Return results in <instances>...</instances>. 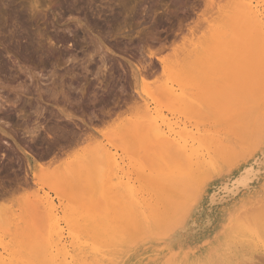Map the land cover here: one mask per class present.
<instances>
[{
	"label": "rangeland",
	"instance_id": "1",
	"mask_svg": "<svg viewBox=\"0 0 264 264\" xmlns=\"http://www.w3.org/2000/svg\"><path fill=\"white\" fill-rule=\"evenodd\" d=\"M245 1L257 7L259 20L250 27V31H257L264 26V0ZM235 3V0H0V264L56 263L50 257L40 256L38 250L35 253L31 250L28 258L22 257L26 245L23 238L35 242L53 234H61L65 239L85 238L113 232L121 224L124 237L129 236L134 229L133 204L128 198L130 188L132 192L135 190L140 198L138 203L143 206L155 200L169 206L170 211L180 207L172 220L167 221L171 225L166 222L169 226L162 225V231L156 230L162 229L160 225L154 228L155 234L144 228L149 235L141 234L148 241L138 247L142 250L141 256L133 264H182L184 261L208 264L206 261H210L211 255L223 249L229 252L231 263L213 260V264H264V131L263 139L259 138L262 142L256 138L259 143L252 138L254 133L260 135L261 129L256 130L261 132H244L252 135L254 148L258 143L256 149L249 146L248 150V141L243 142L247 136L243 137L242 133L236 159L232 156L230 162L229 158L230 163H225L220 174L201 181L199 186L200 180L194 174L164 153L153 131L149 129L147 135L146 129L150 126L147 123H143L147 128L139 126L154 118L163 132L172 128L195 138H198L197 131L208 132V137L216 142L222 135L223 140L233 135L231 119L236 114L242 118L238 125L247 118L250 107H245L260 101L264 84V67L255 62L259 41L256 44L253 41L250 46L228 48L239 51L238 61L247 62V57H252L254 68L251 64L247 71L237 70L233 57L232 69L226 72L230 75L214 74L211 70L203 75L201 70V64L206 65L209 58H219L227 49L215 50L221 48L216 44L246 24ZM255 34H251L253 40L258 39L259 35ZM243 38L241 42L245 41ZM151 49L162 57V63L155 56L150 59ZM180 83L186 87L182 100L163 95L162 88H177ZM200 91L208 93L207 96ZM201 94L208 101L212 97L215 100L206 107L207 103L200 104L204 98L197 100ZM213 101L215 106L210 108ZM254 108L264 112L262 101ZM146 110L151 111L152 117H147ZM251 114L254 112L248 118ZM259 122L257 125L264 130V124ZM240 145L244 147L241 149ZM27 153L41 165L29 162ZM141 155L145 160L140 159ZM167 156L172 166L168 167ZM106 157L114 158L112 161L118 166L112 168ZM247 167L254 174L247 176L253 179L246 178V182L247 173L242 170ZM234 180L237 183L232 185ZM242 180L247 183L246 188L240 186ZM119 187L124 194L116 197ZM180 187L197 193L193 192V198L188 192H184L188 196L183 193L182 196ZM96 195L100 196L95 199ZM47 197L56 208L53 214L45 202ZM171 198L174 202L169 201ZM122 202L124 208L120 209ZM247 229L252 234L251 240L240 242L236 236L232 237L239 231L249 232ZM154 243L158 247H153ZM162 251L165 255L157 258ZM200 260L203 262L199 263Z\"/></svg>",
	"mask_w": 264,
	"mask_h": 264
},
{
	"label": "bare ground",
	"instance_id": "2",
	"mask_svg": "<svg viewBox=\"0 0 264 264\" xmlns=\"http://www.w3.org/2000/svg\"><path fill=\"white\" fill-rule=\"evenodd\" d=\"M110 1V0H109ZM236 1V3H235V7L237 6V8H238V10H239V13L238 14H240V16L244 19H242V21L244 22L243 24H245L244 25V27L243 26H241V28L242 29H239V30H236V31H234L232 34H229V33H227L226 32V34H229V35H227V37H226V35H225V33H224V35H225V40L224 39H222L221 40V42H219L218 44H216V45H220L221 46V48L219 47V48H217L216 47V49L215 50H217V49H219V51H220V49L221 50H223L224 49V47H225V49L227 48H230V46H235V45H238V47L237 48H239V45L241 46V47H243V46H250V45H252V44H254V42L256 41V42H258L257 44H256V42H255V44L257 45V47H255V45H254V47H255V49L257 48V51H258V56H257V58H256V60H255V62H257V64H258V66H259V64H262V65H260V66H262V68L264 67V26L262 27V28H260L259 30H260V32H259V30H257L258 32H259V34H258V32L257 31H250V27L253 25V22L254 21H258L259 20V12H258V10H257V7L255 6L254 7V5H253V3L251 2V1H245V0H235ZM119 2V1H118ZM120 3V2H119ZM122 3V2H121ZM110 5V4H109ZM119 5V4H118ZM6 6H7V4H6ZM123 6V5H122ZM121 6V7H122ZM8 7V6H7ZM109 7V6H108ZM127 9V8H126ZM125 9V10H126ZM12 12V11H11ZM137 13V12H136ZM6 15H8V14H6ZM10 15V14H9ZM8 15V16H9ZM8 16H7V18H8ZM22 17L23 16H18V18H20V19H22ZM11 18V17H10ZM24 18V17H23ZM253 18V19H252ZM9 19V18H8ZM249 20V21H248ZM20 21V20H19ZM24 21V20H23ZM23 21H22V23H23ZM247 21V22H246ZM17 23V22H16ZM21 23V24H22ZM24 24V23H23ZM22 24V25H23ZM28 24V23H27ZM109 24V23H108ZM252 24V25H251ZM9 26V25H8ZM17 26V25H16ZM26 26V25H25ZM113 26H114V24H113ZM118 26V25H117ZM27 27V26H26ZM29 27V26H28ZM110 26H108V28H109ZM115 27V26H114ZM252 28V27H251ZM22 29V28H21ZM238 29V28H237ZM262 29V30H261ZM15 30V29H14ZM25 30H26V28H25ZM109 30H111V29H109ZM113 30V29H112ZM27 31V30H26ZM262 31V32H261ZM107 32V31H106ZM253 34H255V33H257L259 36L257 37L258 39H254L253 40V38H252V36H254V35H252L251 36V34L252 33ZM19 33V32H18ZM117 33V32H116ZM15 34V33H14ZM13 34V35H14ZM30 34V33H29ZM115 34V33H114ZM257 34H255V35H257ZM261 34V35H260ZM31 35V34H30ZM223 35V36H224ZM245 37V38H243V36ZM22 36V35H21ZM221 36V35H220ZM13 37V36H12ZM19 37H20V35H19ZM30 37V36H29ZM256 37V36H255ZM18 38V37H17ZM34 38V37H33ZM32 38V39H33ZM56 38V37H55ZM240 38H243V39H245V41L244 42H241V39ZM259 38L261 39V40H259ZM218 39V38H217ZM219 39H220V37H219ZM29 40V39H28ZM30 40H31V38H30ZM18 41V40H17ZM62 41H64L63 39H62ZM254 41V42H253ZM252 42V43H251ZM26 43V42H25ZM28 43V42H27ZM44 43V42H43ZM64 43V42H63ZM41 44V43H40ZM47 45V44H46ZM223 45H226V46H223ZM38 46H40V45H38ZM222 47H223V49H222ZM51 48V47H50ZM47 49V48H46ZM150 49V48H149ZM226 49V50H227ZM232 49V48H231ZM231 49H228V51H226V50H224L225 52L223 53V51H221V53H223V55L221 56V55H219L218 57L219 58H217V59H215V60H211L209 57V59L211 60H209L208 59V61L206 62V65L205 64H201L202 65V68H201V70L203 71V75H204V72L206 73V70H211V72H215L214 74H217L218 73V75H220L219 73H221V75H222V73H226L227 71L229 72V68L231 67V69H232V65L230 64L231 62V58H233V62H234V66H235V68H237V70H239L240 68V70L242 71V70H244V71H247V69L249 70V66L252 64L253 65V63L251 62V58H250V56H246L248 59H246V61L247 62H245V61H242L241 59H240V61H242V62H240V61H238L239 60V58H238V55H237V53L239 52H236V50L235 51H233V50H231ZM12 50V49H11ZM229 50H231V51H233V52H230ZM39 51V50H38ZM157 53V51H152V49H151V51L149 50L148 51V56L150 57V59H152L154 56H155V59H156V61L157 62H161L162 63V61H163V59H162V57H158V56H156V53ZM160 52V51H159ZM214 52H218V51H214ZM52 53V52H51ZM220 53V54H221ZM254 53H255V51H254ZM42 54V53H41ZM155 54V55H154ZM219 54V53H218ZM217 53H216V55H215V53H214V55L215 56H217L218 55ZM46 55V54H45ZM213 55V56H214ZM237 55V56H236ZM251 55V54H250ZM256 55V54H255ZM49 56V55H48ZM214 56V57H215ZM252 56V55H251ZM235 57H236V59L237 60H235L234 61V59H235ZM212 58V57H211ZM260 58V59H259ZM213 59V58H212ZM259 59V60H258ZM253 60H254V57H253ZM248 62H250V64L248 63ZM255 64V63H254ZM200 65V66H201ZM204 66V67H203ZM255 66H257V65H255ZM259 66V67H260ZM244 67V69H242ZM252 67V66H251ZM197 68H198V65H197ZM203 68L205 69V70H203ZM253 68H254V65H253ZM258 68V67H257ZM256 68V69H257ZM136 69V68H135ZM139 69V68H138ZM230 69V70H231ZM264 69V68H263ZM144 70V69H143ZM143 70H141V71H143ZM214 70V71H213ZM250 70H251V68H250ZM198 71H199V69H198ZM235 71V75H236V69L234 70ZM240 71V72H241ZM264 71V70H263ZM231 72H232V70H231ZM138 73H140V70L138 71ZM208 73H210L209 71H208ZM207 73V74H208ZM234 73V72H233ZM232 73V74H233ZM237 73H238V71H237ZM213 74V73H212ZM229 73H226V75H228ZM231 74V73H230ZM229 74V75H230ZM209 75V74H208ZM245 75V74H244ZM205 76H206V74H205ZM217 76V75H216ZM232 76V75H231ZM239 76L241 77V75L239 74ZM225 77V76H224ZM219 78V77H218ZM242 78V77H241ZM204 79V78H203ZM238 79V78H237ZM262 79L264 80V74L262 75ZM261 79V82H263V80ZM215 80H217V77H216V79ZM178 82H180L179 80H178ZM229 83V82H228ZM264 83V82H263ZM182 84H183V81H182ZM232 84V83H231ZM261 85H262V83H261ZM179 87V89H177ZM184 87L185 86H183V85H181V83L177 86V88H169V89H164V88H162L163 90H161V91H163V95L165 96V97H170V98H174V99H176V100H182L183 98H184V94L186 93V91L184 90ZM186 88V87H185ZM205 88V87H204ZM207 88V87H206ZM204 90V89H203ZM218 90V89H217ZM180 91V92H179ZM210 91V90H209ZM262 93H260L259 95L261 96V98H260V101H262V104H264V84H263V87H262ZM176 92H179V93H176ZM203 91H200V93H202ZM216 92V91H215ZM259 92V91H258ZM189 93V92H188ZM204 94H206V92H203ZM212 93V92H211ZM204 94L202 95H198V97H197V100H198V98L199 97H202V98H204V99H200L201 101H200V104L201 103H203V104H205V103H207V104H205V106L206 107H208L209 106V103L214 99L211 95H213L214 93H212L210 96L212 97V100L211 101H208V99L207 98H205V96H207V94L204 96ZM48 95V94H47ZM52 96H54L53 94H51ZM197 96V95H196ZM215 96V95H214ZM49 97V96H48ZM210 97V98H211ZM171 101H173L172 99H170ZM170 100H169V102L168 103H171L170 102ZM215 100V99H214ZM256 100V99H255ZM203 101V102H202ZM257 102H256V104H254V105H252V104H250V106H248V104L251 102V100H250V102L249 103H247V106L248 107H245V108H249V113H253L254 112V114L253 115H255V117H253V115L251 114V116L248 118V110H247V118L249 119V123H248V119L245 117V118H243V119H247V121H245V120H243L242 122H241V120H242V118H240L239 116L240 115H238L237 116V114L235 115V117H234V119L236 120V124L234 123V119H231V122H233L232 124V136H230V137H228V138H226L225 140H223V138H225L223 135H222V139H218L216 142H213V139L211 138V137H208V135H209V133L208 132H203V133H201L200 131H197V133H199L198 134V138L196 139L195 137H193V136H187V135H184V134H182V133H178L177 131H175L174 129H172V128H168V131L167 132H163V130L160 128V126L158 125H156V120H153V119H149V120H147V122H146V120H145V122L143 121L142 122V124H139V126H140V128H142V126H144L145 128H147L146 126L148 125V126H150L149 128H147L146 129V132H147V135L149 134L148 132H150L149 131V129L151 130V131H153V132H151L152 134L154 133L155 134V136L154 137H156V138H158V140L160 141V145H161V148H162V150L164 151V153H166V155H169L170 157H172V159L169 157V156H167V157H169V158H166L167 159V161H168V159H171V160H173L174 159V161L175 160H177V162L179 163V164H181V166H183L184 167V169H186L187 171H189L190 173H192V174H194L195 176H196V178L197 179H199L200 180V183H199V186H200V184L201 183H203V182H205V181H203V180H205V179H210V178H213V177H215L216 175H218V174H220L221 172H222V170H223V168H224V165H225V163H227V161L229 162V158H230V162H231V159H232V156H235V154L236 153H238V151L240 150L239 149V146H238V143H239V140H238V138H240L241 140L243 139V137H245V135L246 134H244V132L246 131V130H250V132H255L257 129H261L262 130V133H260V135H258V134H256V133H254V135H253V138L251 137V136H247V138H249V140H247V138H245V139H243V142L246 144L247 143V141H248V143H250V144H248L247 143V145H248V147L246 148L247 150H248V148H249V146H251V147H253L252 149H256V146H257V144L259 143V142H262L259 138L261 137V139H263V126H258L257 125V121L259 122V121H261V122H259V123H261V125L262 124H264L263 123V121H262V115L260 114V112H261V108L259 109H256V108H254L255 107V105L257 106L258 105V103H260V101L258 102V100H256ZM174 102V101H173ZM209 102V103H208ZM214 102V101H213ZM212 103V102H211ZM216 102H214L211 106H210V108L215 104ZM199 104V105H200ZM218 104V103H217ZM251 105H252V107H251ZM197 106V105H196ZM215 106V105H214ZM217 106V105H216ZM262 106V105H261ZM260 106V107H261ZM186 107V106H185ZM217 108V107H216ZM251 108H252V112L250 111L251 110ZM214 109H215V107H214ZM254 109H256V110H258L257 112L259 113H257L258 115H261L260 117L257 115V114H255L256 112V110H254ZM188 110V109H187ZM254 110V111H253ZM259 110H260V112H259ZM182 111V110H181ZM150 110H146V115H147V117H150L151 116V114H150ZM246 112V111H245ZM245 112H243V113H245ZM213 113V112H212ZM223 113V112H222ZM262 113V112H261ZM264 113V112H263ZM262 113V114H263ZM244 115H246V114H244ZM257 116V117H256ZM152 117V116H151ZM238 117V118H237ZM244 117V116H243ZM253 117V118H252ZM259 117V118H258ZM239 118L241 119L239 122H241V123H239V125H238V120H239ZM251 118V119H250ZM256 118L257 119H259V120H256ZM260 118H262V119H260ZM9 119V118H8ZM252 119H254L253 121H251ZM67 120V119H66ZM142 121V120H141ZM161 121V120H160ZM255 121H256V123H255ZM138 122V121H137ZM247 122V125L245 124ZM252 122V123H251ZM143 123H147V125L145 124H143ZM235 124V125H234ZM242 124V126H240ZM247 126V128H246V126ZM238 125V126H237ZM243 125L245 126V127H243ZM139 126H138V128H139ZM258 126V127H257ZM174 127V126H173ZM179 127V126H178ZM262 127V128H261ZM134 128V127H133ZM152 128V129H151ZM181 129V128H180ZM185 129V128H184ZM197 129H198V127H197ZM211 129V128H210ZM227 129V128H226ZM148 130V131H147ZM199 130V129H198ZM201 130V129H200ZM213 130V129H212ZM135 131H136V129H135ZM166 131V130H165ZM185 131H187V130H185ZM227 132H228V129L226 130ZM247 131V132H248ZM212 132V131H211ZM225 132V131H224ZM250 132H249V134H250ZM256 132H261V131H256ZM31 133V132H30ZM67 134H68V132H66ZM136 133V132H135ZM195 133V132H194ZM228 133H230V130H229V132ZM242 133H243V137L242 136H240V135H242ZM193 134V133H192ZM220 134V133H219ZM222 134V133H221ZM226 134V133H225ZM224 134V135H225ZM255 134H256V136H255ZM262 134V135H261ZM184 135V136H183ZM194 135V134H193ZM210 135H212V134H210ZM216 136H217V134H215ZM230 135V134H229ZM228 135V136H229ZM196 136V135H195ZM214 136V135H213ZM226 136V135H225ZM254 136H255V138H254ZM259 136V137H258ZM61 137V136H60ZM144 137V136H143ZM150 136H148L147 138H149ZM59 138V137H58ZM211 138V139H210ZM250 138H252L253 139V142H254V140H255V142H258V143H256L255 145V148H254V145H252V140H250ZM256 138H258V141H257V139ZM73 139V138H72ZM149 139H152V137H150ZM155 139V138H154ZM63 140V139H62ZM65 140H67V138L65 139ZM157 140V141H158ZM212 142H211V141ZM71 142H72V140H71ZM150 142H151V140H150ZM153 142H154V140H153ZM153 142H151V143H153ZM67 143H68V141H67ZM73 143V142H72ZM72 143H70L69 142V144L71 145ZM240 143H241V141H240ZM239 143V144H240ZM68 144V145H69ZM155 144V143H154ZM198 144V146H196ZM244 144V145H245ZM156 145V144H155ZM244 145H240L241 146V149L244 147ZM27 146V145H26ZM142 145L140 144V147H141ZM157 146H159V145H157ZM194 146H196V147H194ZM246 146V145H245ZM259 146V145H258ZM64 147V146H63ZM67 147H69V146H67ZM29 149V148H28ZM151 149V148H150ZM157 149V148H156ZM239 149V150H238ZM251 149V148H250ZM30 151V150H29ZM142 150H140V152H141ZM247 153L246 154H249L248 153V151H246ZM264 152V151H263ZM262 152V153H263ZM100 153H101V151H100ZM241 153V152H240ZM244 153V152H243ZM252 153H253V150H252ZM261 153V152H260ZM161 154V153H160ZM245 154V155H246ZM264 154V153H263ZM34 155V154H33ZM100 155V154H99ZM164 155V154H163ZM241 155V154H240ZM250 155V154H249ZM262 155V154H261ZM7 156V155H6ZM26 156H27V159H28V161L29 162H31V161H36V163H37V165H41V162L40 161H38L36 158H34L33 156H32V154H30V153H27L26 154ZM101 156V155H100ZM236 156H237V154H236ZM236 156H235V159H236ZM247 156V155H246ZM143 157V155H141V158L140 159H143L142 158ZM240 157V156H239ZM238 157V158H239ZM17 158H18V156H17ZM107 159V161H109V165L112 167V168H114V167H116V165L118 166V164H115V162L113 163V161L112 160H114V158L111 160V158L110 157H106ZM164 158V157H163ZM242 158V157H241ZM245 157L243 156V159H244ZM257 158V157H256ZM34 159V160H33ZM36 159V160H35ZM156 159H157V157H156ZM260 159H261V156H260ZM143 160H145V159H143ZM164 160V159H163ZM171 160H169L168 162H166V163H169L168 164V167H169V165H171V163H172V161ZM242 160V159H241ZM115 161V160H114ZM166 161V160H165ZM164 161V162H165ZM234 161V160H233ZM243 161V160H242ZM254 162H255V159L253 160ZM144 162V161H143ZM146 162V161H145ZM229 162V163H230ZM253 162V163H254ZM262 162H263V160H262ZM141 163V162H140ZM233 163V162H232ZM231 163V164H232ZM255 164V163H254ZM260 164V163H259ZM166 165V164H165ZM230 165V164H229ZM256 165V164H255ZM264 165V164H263ZM122 166V165H121ZM140 166H142V165H140ZM167 166V165H166ZM166 166H164L165 168H166ZM172 166V165H171ZM227 166V165H226ZM231 166V165H230ZM258 166V165H257ZM120 167V166H119ZM119 167H118V169H119ZM123 167V166H122ZM122 167H120V168H122ZM167 167V168H168ZM176 167H177V165H176ZM183 167H181V170H182V172H185L184 170H183ZM251 167V168H250ZM249 168L252 170V166H250ZM37 168V167H36ZM171 168V167H170ZM117 169V168H116ZM115 169V170H116ZM175 168H173V170H174ZM179 169V168H178ZM225 169V168H224ZM248 167L246 168V169H243L242 170V172L245 170V172L247 173H245L244 172V175L243 176H245V174H246V176L244 177L245 179L246 178H248L247 176H250V174H252L251 172V170L250 169H248ZM264 169V168H263ZM166 170V169H165ZM176 170H177V168H176ZM175 170V171H176ZM180 170V169H179ZM247 170V171H246ZM258 170V169H257ZM256 170V171H257ZM249 171V172H248ZM254 171V170H253ZM259 171V170H258ZM169 172H172L171 171V169L169 170ZM188 172V173H189ZM261 172V171H260ZM150 173V172H149ZM180 173V172H179ZM187 173V172H186ZM186 173H183V174H186ZM187 173V174H188ZM256 173V172H255ZM263 173V172H262ZM156 174V173H155ZM169 174V173H168ZM186 174V175H187ZM240 174V173H239ZM249 174V175H248ZM254 174V173H253ZM252 174V175H253ZM171 175V174H170ZM173 175V174H172ZM181 175V174H180ZM263 176H264V174H262ZM261 175V176H262ZM164 176V175H163ZM226 176V175H225ZM239 176V175H238ZM185 177H188V175L187 176H185ZM190 177V176H189ZM188 177V178H189ZM240 177V176H239ZM242 177V176H241ZM240 177V178H241ZM170 178V177H169ZM191 178V177H190ZM196 178L194 179V180H196ZM240 178L238 179V180H240ZM243 178V177H242ZM244 178H243V180H244ZM172 179V178H171ZM237 178H235V180H236ZM249 179V178H248ZM253 179V176L251 177V180ZM255 179H256V177H255ZM185 180V179H184ZM227 180V179H226ZM235 180L234 181H231V183L232 182H235ZM243 180H242V185H240V186H243L244 185V187H245V184H247L246 182L248 181L247 179L246 180H244V181H246L245 182V184H244V182H243ZM250 179H249V181H251ZM259 180V179H258ZM183 181V180H182ZM201 181H203V182H201ZM256 181H257V179H256ZM148 182V181H147ZM184 182V181H183ZM210 182V181H209ZM197 183V182H196ZM228 183V182H227ZM230 183V184H231ZM235 183H237V182H235ZM239 183H240V181H238V185H239ZM149 184V183H148ZM154 184V183H153ZM229 184V183H228ZM234 183H232V185H233ZM241 184V183H240ZM257 184V183H256ZM156 185V184H155ZM162 185V184H161ZM202 185V184H201ZM226 184H224V186H225ZM182 187H183V185H181ZM196 186L197 185H195V188H196ZM219 186H221V185H219ZM223 186V187H224ZM227 186V185H226ZM226 186L224 187V190L226 189ZM236 186H237V184H236ZM248 186V185H247ZM260 186V185H259ZM129 186L127 185V188H128ZM161 187V186H160ZM163 187V186H162ZM161 187V188H162ZM182 187H180L182 190H183V192H182V190H181V195H182V193L185 195V197H186V195L188 196V194H193V192H194V194H196L197 192H195V190L194 191H192V193H189V192H191V191H189V190H186V191H184V188H182ZM205 187V186H204ZM234 187V186H233ZM233 187H231V188H229L230 190L233 188ZM244 187H242V188H244ZM133 188V187H132ZM170 188V187H169ZM194 188V189H195ZM206 188V187H205ZM219 188H222V187H219ZM234 188H236V187H234ZM246 188V187H245ZM122 189V187H119V188H117V194H115L116 195V197H117V195H121V193H123L124 194V191H123V189ZM198 190L200 189V188H197ZM196 189V190H197ZM217 189V188H216ZM228 189V190H229ZM252 189V188H251ZM129 191V193H128V198H129V202H131L133 205H132V208L131 209H133V217H134V220H131V221H133V225H132V228H134L133 229V231L130 233V235L129 236H125L124 237V235H123V233H124V230H123V228L124 227H122L121 225H119L118 226V229H116L115 231H113V232H111V231H109V232H107L106 231V233L105 234H99V235H86L87 237H85V238H82L81 236V238H78V236L77 237H71V238H69V239H65V238H63V236H61V234H53L52 236H48V237H46V238H40V240H44V242L43 243H40L41 241L40 240H38V239H35L36 240V242L34 241V240H29L28 238L26 239H24L23 238V241H25V244L26 245H24V251H25V254L22 256V257H24V258H28L31 254L30 253H32V252H30L31 250L34 252H36L37 250L38 251H40V253H39V255L40 256H42V257H50V260H53L54 262H56L55 264H133L134 263V261L138 258V257H140L141 255H140V253H141V251L142 250H140V249H138V247L140 246V245H144L148 240L146 239V235H149V233H146L145 231H144V228L146 229H148L149 231H154V232H152V233H154L155 234V232L157 233V231L159 232V231H162L163 230V228L164 227H162V225H166L168 222L167 221H169V220H172V218H173V216L175 215L174 213H176V212H178L179 210L177 209V207L179 206L178 204H176V205H178L176 208H174L173 207V209H172V211H170V208H169V206H167V205H160L161 203H156V201L154 200H152L153 201V204L151 203V202H149V204H147L146 206H143L141 203H138L139 202V200L138 199H140V198H138L137 197V193H135L134 191L132 192V191H130L131 190V188L130 189H128ZM220 190V189H219ZM228 190H226L227 192H228ZM230 190H229V192H230ZM253 190V189H252ZM189 191V192H188ZM223 191V190H222ZM222 191L220 192V193H222ZM257 191V190H256ZM260 191V190H259ZM137 192V191H136ZM177 192H179V190L177 191ZM184 192H188V194H186V193H184ZM217 192V191H216ZM216 192H215V194H216ZM224 192V191H223ZM242 192V191H241ZM255 192V191H254ZM139 193V192H138ZM213 193V192H212ZM252 193V192H251ZM102 194V193H101ZM122 194V195H123ZM126 194V193H125ZM193 194V195H194ZM201 194V193H200ZM98 195V194H97ZM96 195V197H95V199L96 198H98L99 196H97ZM121 195V196H122ZM142 195V194H141ZM179 195V194H178ZM190 195V196H191ZM192 195V198L195 196H193ZM211 195V194H210ZM252 195V194H251ZM102 196V195H101ZM118 196V198H119V200H120V197ZM183 196V195H182ZM197 196V195H196ZM237 196V195H236ZM163 197V196H162ZM198 197V196H197ZM200 197V196H199ZM212 197H214V196H212ZM221 197V196H220ZM48 198V197H47ZM118 198H117V200H118ZM125 198V197H124ZM123 198V200L125 201V199L127 198H125L124 199ZM164 198V197H163ZM190 199H192L191 197H189ZM189 198H188V200H189ZM215 198V197H214ZM217 199V198H216ZM242 199H244L243 197H242ZM247 199V198H246ZM45 202L48 204V209L51 211L50 213H52L53 214V212L56 210V208H55V206H54V204H53V201L50 199V198H48V199H46L45 198ZM98 200V199H97ZM118 200V201H119ZM164 201H165V199H163ZM168 200V199H167ZM170 200H172V202H174L173 201V199L171 198V199H169V201ZM186 200V199H185ZM185 200H183V201H185ZM197 199H195V201H196ZM137 201V202H136ZM180 201V200H179ZM242 201V200H241ZM250 201V200H249ZM39 202V201H38ZM171 202V203H172ZM178 202V201H177ZM180 202H182V201H180ZM186 202V201H185ZM184 202V205L186 204ZM197 202V201H196ZM213 202V201H212ZM246 202V201H245ZM44 203V202H43ZM95 203V202H94ZM123 203V202H122ZM131 203H129V205L131 204ZM166 203V202H165ZM168 203V202H167ZM166 203V204H167ZM183 203V202H182ZM244 203V202H243ZM41 204H42V202H41ZM120 204V203H119ZM170 204V203H169ZM233 204H234V202H233ZM240 204H242V203H240ZM245 204V203H244ZM256 204H258V203H256ZM261 204V203H260ZM121 205V204H120ZM124 203L122 204V206H119V208L121 207V208H124ZM127 205H128V203H127ZM174 205V204H173ZM172 205V206H173ZM228 205V204H227ZM232 205V204H231ZM248 205V204H247ZM41 206V205H40ZM194 206V205H193ZM245 206V205H244ZM47 207V206H46ZM239 207V206H238ZM120 208V209H121ZM178 208H180V207H178ZM227 209V208H226ZM254 209V208H253ZM252 209V210H253ZM256 209V208H255ZM250 210V209H249ZM248 210V211H249ZM257 212L256 213H258V210H256ZM173 213V214H171V213ZM223 212V211H222ZM253 212V211H252ZM244 213V212H243ZM250 213V212H249ZM51 214V215H52ZM181 214V213H180ZM204 214V213H203ZM245 214V213H244ZM254 214V213H253ZM208 215V214H207ZM180 216V215H179ZM175 218V217H174ZM131 219H132V217H131ZM205 221V220H204ZM251 221V220H250ZM249 221V222H250ZM130 222V221H129ZM167 222V223H166ZM172 222V221H171ZM125 223V222H124ZM165 223V224H164ZM173 223V222H172ZM130 224H132V222L130 223ZM169 224V223H168ZM167 224V225H168ZM158 225H160V226H158ZM169 225H171V224H169ZM168 225V226H169ZM159 227V228H161L162 227V229L160 230V229H156L155 227ZM167 226V227H168ZM194 226V225H193ZM197 226V225H196ZM195 226V227H196ZM157 230H155V229ZM191 228H193V227H191ZM190 228V229H191ZM122 229V230H121ZM154 229V230H153ZM224 230V229H223ZM248 230V229H247ZM57 231V230H56ZM249 231V230H248ZM142 232H144L145 233V236H143L142 234ZM215 232V231H214ZM223 232H225V231H223ZM252 232V231H251ZM56 233V232H55ZM142 233V234H141ZM186 233H188L187 231H186ZM190 233V232H189ZM253 233H255L256 234V232H253ZM216 234H217V232H216ZM140 235V236H139ZM217 235H215V237H216ZM230 236V235H229ZM237 237V239H239V241L240 242H244L245 240H251V236H252V234L250 233V231L249 232H247V231H239V232H236L232 237ZM256 236V235H255ZM28 237V236H27ZM149 237H152V236H149ZM218 237V236H217ZM216 237V238H217ZM231 237V238H232ZM30 238V237H29ZM187 238V237H186ZM185 239V238H184ZM205 239V238H204ZM210 239H213V238H210ZM257 239V238H256ZM38 240V241H37ZM151 240V239H150ZM208 240H209V238H208ZM215 240V239H214ZM32 241L34 242V243H36V245H35V249H34V245H33V243H32ZM216 242V241H215ZM226 242V241H225ZM258 242H260V240L258 241ZM38 243V244H37ZM157 243H159V242H157ZM157 243H154V244H152L153 245V247H158L157 245ZM204 243V242H203ZM212 243V242H211ZM253 243V245L255 244L254 243V241L252 242ZM32 244V245H31ZM157 244V245H156ZM37 245L39 246V247H37ZM252 245V246H253ZM161 246V245H160ZM206 246V245H205ZM210 246V245H209ZM211 246H213V244L211 245ZM145 247V246H144ZM255 247V246H254ZM38 248V249H37ZM189 248V247H188ZM203 248V247H202ZM206 248V247H205ZM142 249H143V247H142ZM192 249V248H191ZM197 249H198V247H197ZM140 250V251H139ZM146 251V250H145ZM164 251V250H163ZM163 251L161 252V254H159V255H157L156 257L158 258V257H160V256H163V255H165L164 253H165V251H164V253H163ZM30 252V253H29ZM34 252V253H35ZM184 252V251H183ZM38 253V252H37ZM43 253V254H42ZM72 253V254H71ZM144 253H146V252H144ZM147 253H148V251H147ZM146 253V254H147ZM182 255H184V257H185V253H183ZM193 255V254H192ZM232 255V254H231ZM234 255V254H233ZM151 256V255H150ZM212 257H211V259H210V261H206L208 264H213L212 263V261L213 260H219V261H221V262H230L231 263V257H230V255H229V252H227V250H224L223 249V251H221V252H219V253H217V254H214V255H211ZM250 256V255H249ZM154 257V256H153ZM20 258V257H19ZM149 258V257H148ZM155 258V257H154ZM147 259V258H146ZM149 259H151V257L149 258ZM148 259V260H149ZM250 259V258H249ZM139 260V259H138ZM152 260V259H151ZM155 260V259H154ZM233 260V259H232ZM144 261H146V260H144ZM164 261H167V260H164ZM169 262V261H168ZM203 261L202 260H200L199 261V263H202ZM262 262V261H261ZM144 263V262H143ZM146 263V262H145ZM152 263V262H151ZM184 264H186V262L184 261L183 262ZM182 263V264H183ZM246 264H255V263H257V262H251V263H247V262H245ZM244 263V264H245ZM138 264V263H137ZM147 264V263H146ZM165 264V263H164ZM195 264H197V262L195 263ZM259 264V263H258ZM263 264V263H262Z\"/></svg>",
	"mask_w": 264,
	"mask_h": 264
}]
</instances>
